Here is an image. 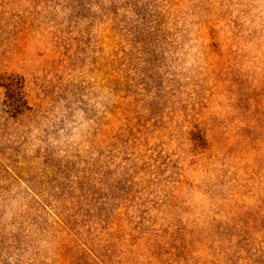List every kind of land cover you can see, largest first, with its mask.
<instances>
[{
	"label": "rangeland",
	"instance_id": "374dc122",
	"mask_svg": "<svg viewBox=\"0 0 264 264\" xmlns=\"http://www.w3.org/2000/svg\"><path fill=\"white\" fill-rule=\"evenodd\" d=\"M0 264H264V0H0Z\"/></svg>",
	"mask_w": 264,
	"mask_h": 264
}]
</instances>
